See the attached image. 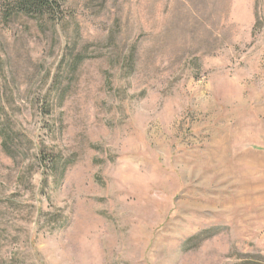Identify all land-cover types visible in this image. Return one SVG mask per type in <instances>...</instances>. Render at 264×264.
Listing matches in <instances>:
<instances>
[{"label":"rangeland","instance_id":"1","mask_svg":"<svg viewBox=\"0 0 264 264\" xmlns=\"http://www.w3.org/2000/svg\"><path fill=\"white\" fill-rule=\"evenodd\" d=\"M0 0V264H264V0Z\"/></svg>","mask_w":264,"mask_h":264},{"label":"trees","instance_id":"2","mask_svg":"<svg viewBox=\"0 0 264 264\" xmlns=\"http://www.w3.org/2000/svg\"><path fill=\"white\" fill-rule=\"evenodd\" d=\"M17 11L25 14H50L54 0H12ZM3 146L7 148V131L0 129Z\"/></svg>","mask_w":264,"mask_h":264}]
</instances>
